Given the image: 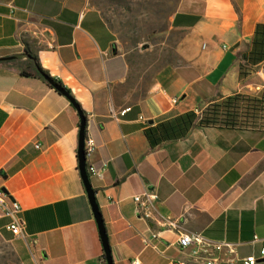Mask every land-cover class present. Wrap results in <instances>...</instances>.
<instances>
[{
	"label": "crops",
	"instance_id": "0c3cea01",
	"mask_svg": "<svg viewBox=\"0 0 264 264\" xmlns=\"http://www.w3.org/2000/svg\"><path fill=\"white\" fill-rule=\"evenodd\" d=\"M259 25L264 0H177L164 33L183 35L181 64L135 100L132 61L94 0L0 3V190L26 224L13 237L0 209V235L22 264H107L79 172L80 117L38 65L86 116L96 145L87 168L102 174L89 176L113 264L184 261L182 233L264 264ZM145 194L150 201L134 202Z\"/></svg>",
	"mask_w": 264,
	"mask_h": 264
},
{
	"label": "rangeland",
	"instance_id": "374dc122",
	"mask_svg": "<svg viewBox=\"0 0 264 264\" xmlns=\"http://www.w3.org/2000/svg\"><path fill=\"white\" fill-rule=\"evenodd\" d=\"M176 2L165 7L157 0H94L116 36V47L132 61L128 90L135 100L146 94L163 68L181 64L178 47L183 35L164 33ZM0 264H22L14 242L2 235Z\"/></svg>",
	"mask_w": 264,
	"mask_h": 264
},
{
	"label": "built area",
	"instance_id": "2783aa9c",
	"mask_svg": "<svg viewBox=\"0 0 264 264\" xmlns=\"http://www.w3.org/2000/svg\"><path fill=\"white\" fill-rule=\"evenodd\" d=\"M127 111H124V115ZM39 149V147H37ZM96 151V145L91 139L85 141V156L89 159ZM90 176L102 177V174L94 168L88 169ZM151 196L145 194L134 198L136 204H143L150 201ZM0 209L4 219L8 221L5 230L15 238L22 237L25 232L26 224L20 217V206L12 202L9 197L0 190ZM170 226L176 228L175 223ZM257 240V239H256ZM148 244V241H146ZM180 252L186 256V260L177 264H258L256 257L251 256L241 259L237 255L236 246L227 242H218L206 238L200 234H180L178 238ZM264 257V250L261 251ZM134 264H137L135 262Z\"/></svg>",
	"mask_w": 264,
	"mask_h": 264
},
{
	"label": "water",
	"instance_id": "95a60500",
	"mask_svg": "<svg viewBox=\"0 0 264 264\" xmlns=\"http://www.w3.org/2000/svg\"><path fill=\"white\" fill-rule=\"evenodd\" d=\"M51 86L56 89L58 92H60L64 97H66L71 104L74 106L76 109L81 123H80V132H79V147H78V160H79V172L81 179L83 181V185L85 187L86 193L88 195L90 205L92 207V211L94 214V217L96 219L98 229H99V234H100V239L103 245V250L105 254V259L107 264H113L112 262V256H111V250L109 246V241H108V236L106 233L105 225L102 219V215L99 210V206L97 204L96 200V193L93 189L90 176L88 174V168H87V159L85 156V141H86V116L80 109V107L76 104L75 100L72 98V96L66 92L57 82L55 81H50ZM3 193L8 195L6 190H2Z\"/></svg>",
	"mask_w": 264,
	"mask_h": 264
},
{
	"label": "trees",
	"instance_id": "16d2710c",
	"mask_svg": "<svg viewBox=\"0 0 264 264\" xmlns=\"http://www.w3.org/2000/svg\"><path fill=\"white\" fill-rule=\"evenodd\" d=\"M254 41L264 42V25H259L256 30V35L254 37ZM39 77L42 78L51 88H53L50 84V81H55L52 79L47 72H45L39 65H38ZM57 82V81H55ZM66 92L71 95V92L66 89L60 82H57ZM54 89V88H53ZM56 90V89H55ZM56 92H58L56 90ZM61 96H63L60 92H58ZM72 96V95H71ZM73 98V97H72ZM74 99V98H73ZM75 100V99H74ZM76 102V101H75ZM76 104L80 107V105L76 102ZM81 109V108H80ZM83 112V111H82ZM105 259V257H104Z\"/></svg>",
	"mask_w": 264,
	"mask_h": 264
}]
</instances>
